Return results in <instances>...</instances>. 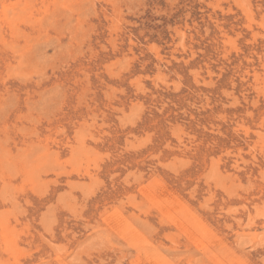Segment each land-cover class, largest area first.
I'll return each instance as SVG.
<instances>
[{
    "label": "rangeland",
    "instance_id": "obj_1",
    "mask_svg": "<svg viewBox=\"0 0 264 264\" xmlns=\"http://www.w3.org/2000/svg\"><path fill=\"white\" fill-rule=\"evenodd\" d=\"M0 264H264V0H0Z\"/></svg>",
    "mask_w": 264,
    "mask_h": 264
},
{
    "label": "bare ground",
    "instance_id": "obj_2",
    "mask_svg": "<svg viewBox=\"0 0 264 264\" xmlns=\"http://www.w3.org/2000/svg\"><path fill=\"white\" fill-rule=\"evenodd\" d=\"M195 80V79H194ZM256 148V147H255ZM94 181V180H93ZM86 184V183H85ZM99 185V184H98ZM86 186V185H85ZM98 191V190H97ZM183 216V215H182ZM195 219V218H194ZM199 219V218H198ZM208 221V220H207ZM198 223V222H197ZM203 233V232H202ZM204 236V235H203Z\"/></svg>",
    "mask_w": 264,
    "mask_h": 264
}]
</instances>
